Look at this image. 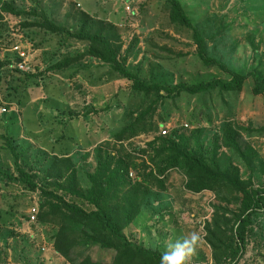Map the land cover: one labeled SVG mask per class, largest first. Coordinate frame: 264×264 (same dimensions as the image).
<instances>
[{
	"label": "rangeland",
	"instance_id": "rangeland-1",
	"mask_svg": "<svg viewBox=\"0 0 264 264\" xmlns=\"http://www.w3.org/2000/svg\"><path fill=\"white\" fill-rule=\"evenodd\" d=\"M179 1L202 35L204 54L217 59L228 71L205 67L193 31L171 23L166 0H15V5L28 12L34 2L39 3L38 12L42 10L72 29L85 22L91 32L102 33L120 47L118 59L125 68L168 89L213 78L227 81L230 71L264 76V0ZM127 5L130 10H126ZM26 18L36 19L5 14L0 22V59L16 60L11 51L15 43H21L27 57L26 69L16 71L12 64L0 69V105L7 107L0 115L1 173L17 176L7 147L6 137H10L13 140L9 143L22 153L21 161L27 162L39 185L52 161L50 157L66 155L75 165L77 187L86 188V173L95 168L97 148L111 154L130 153L134 166L130 165L129 172L134 180L143 173V166L146 172L153 170V151L148 143L160 138L161 128L167 127L168 134H181L190 147H194L197 134L199 143L212 149L213 143L221 144L223 129L231 124L240 128L237 142L243 157L221 144L217 149L220 163L237 166L243 179L251 178L254 188H264V95L253 94V77L247 78L240 91L226 92L216 86L192 95L176 90L153 112V129L119 145L114 134L155 95L145 100L130 91L127 80L94 58L80 62L88 69L74 78L53 72L40 76L48 64L66 53L83 52L87 44L37 28H20ZM19 179L8 180L0 174V264H69L52 246L57 225L40 223L37 218L28 222L32 205L39 204L41 212L42 195L39 189L25 188ZM165 179L166 191L153 187L149 193L146 206H151L144 218L147 225L142 224L148 229L146 245L153 246L157 241L166 244L170 236L161 233L176 230L185 238L195 232L201 241L189 264H215L206 241V223L213 217L214 205L227 204L233 209L237 201L207 190L185 191V177L177 169L170 170ZM132 225L126 233L138 240L141 234L131 230ZM86 252L96 260L110 261L112 256L98 246L75 248L77 256ZM222 264H264L263 211L252 219L243 252L225 258Z\"/></svg>",
	"mask_w": 264,
	"mask_h": 264
},
{
	"label": "trees",
	"instance_id": "trees-1",
	"mask_svg": "<svg viewBox=\"0 0 264 264\" xmlns=\"http://www.w3.org/2000/svg\"><path fill=\"white\" fill-rule=\"evenodd\" d=\"M166 1L169 3L171 23L193 31L197 52L205 67L216 66L228 71V68L217 59L204 54L202 35L194 27L180 1ZM39 8L40 4L34 2L31 9L25 12L24 9L15 5V0H0V22L5 14L16 17L21 15L35 17L34 20L26 18L19 27L37 28L45 34L61 35L65 39L71 37L87 44L83 52L66 53L62 55V58H57L48 64L44 72L39 74L40 76L53 72L74 78L88 69L80 62L86 58H94L109 65L119 77L127 80L130 83V91L144 96L145 100L150 95H155L156 98L144 110L136 112L135 117L114 134V139L119 145L142 131L153 129L150 120L153 112L166 97L176 93V90L178 93L186 90L192 95L211 91L216 86L226 92L240 91L247 78L253 77V94L264 95V76L256 72L230 71L231 77L227 81L213 78L208 81L199 80L188 86L179 84L171 89L160 83L147 82L137 73L125 68L118 59L120 47L112 44L102 33L91 32L85 22L72 29L66 23L54 20L42 10L38 12ZM61 41L66 40L61 39ZM14 62L13 58L0 59V69L6 64H12L18 71ZM79 86L77 84V87ZM162 91L166 94L163 95ZM0 108H5L7 111L6 106L0 105ZM132 114L133 112H130V115ZM241 129L244 130V128ZM239 130L240 128L234 125H227L223 129L220 142L235 155L243 157L237 142ZM195 138L194 147H190L187 141H184V137L178 133L161 135L160 138L149 142L148 146L153 151L150 160L154 168L146 172L147 167L143 166V173L136 175L134 180L129 172L130 165L134 166L130 153L123 155L117 151L116 154H111L97 148L95 168L91 173H86L88 181L86 188L79 189L75 165L70 156L50 157L52 161L39 185L35 181L36 175L31 173L32 169L27 166V162L21 161L22 153L9 143L13 139L6 137L8 151L13 157L17 176L14 177L6 172H0V174L6 176L8 180L20 178L19 180L27 189L40 190L41 212L38 211L36 218L40 223L57 225L52 235V246L55 253L69 264H161L164 252L144 246L134 236L127 234L126 230L138 215L149 213L148 207L151 205L146 206V204L150 190L154 187L158 191H166L167 173L177 169L185 177V191L200 193L207 190L218 197L232 196L234 201H237L236 208L233 209L227 204L214 205L213 217L205 226L206 241L212 250L213 260L215 264H222L225 258H235L238 253L243 252L246 233L253 217L258 212H264V188H254L251 178L243 179L237 166H222L217 153L221 144L213 143L212 149H205L199 143L197 134ZM156 143H158L157 147ZM79 245H84L86 248L98 246L112 254L111 260H96L87 252L77 256L75 248Z\"/></svg>",
	"mask_w": 264,
	"mask_h": 264
},
{
	"label": "clouds",
	"instance_id": "clouds-1",
	"mask_svg": "<svg viewBox=\"0 0 264 264\" xmlns=\"http://www.w3.org/2000/svg\"><path fill=\"white\" fill-rule=\"evenodd\" d=\"M201 237L192 233L190 237L177 240L168 246V250L161 257V264H189L196 255Z\"/></svg>",
	"mask_w": 264,
	"mask_h": 264
},
{
	"label": "crops",
	"instance_id": "crops-1",
	"mask_svg": "<svg viewBox=\"0 0 264 264\" xmlns=\"http://www.w3.org/2000/svg\"><path fill=\"white\" fill-rule=\"evenodd\" d=\"M145 214L146 213H141L140 215H138L135 219H134V221L131 223V225L133 226L132 228H131V230H133L134 232H139L140 234H141V236L140 237H138V241L140 242V243H142L144 246H146V247H150V248H155V249H158V250H160L161 252H165V251H167L168 250V246L169 245H171V244H173L174 242H176L177 240H179V239H182V238H184V235L182 234V233H180L179 231H176V230H173V231H171V232H166V233H161V235H163V234H167V235H169L170 237H169V240H168V242L166 243V244H164V245H162V243L161 244H159L158 243V241L156 242V243H153V246H147L146 244H147V241H145V238H147V236H148V229L147 228H145V229H143L142 228V224L144 225V224H146L147 225V223H146V221H145ZM145 225V226H146ZM142 230H144V231H142ZM143 234V235H142ZM155 242V241H154ZM159 244V245H158Z\"/></svg>",
	"mask_w": 264,
	"mask_h": 264
},
{
	"label": "built area",
	"instance_id": "built-area-1",
	"mask_svg": "<svg viewBox=\"0 0 264 264\" xmlns=\"http://www.w3.org/2000/svg\"><path fill=\"white\" fill-rule=\"evenodd\" d=\"M126 10H130L129 5L126 6ZM11 51L16 54L17 57L15 59L20 60V62H14L16 64V66L20 69H26V67H27L26 51H25V48L21 45V43H15L11 47ZM5 111H6L5 108L0 109V113H3ZM184 126L187 127V124H185ZM160 132H161V135H163V136L167 135L168 134L167 127L161 128ZM130 176H132V173H130ZM38 210H39L38 204H34L29 208V210H28V216H29L28 222L29 223H33L36 221V216L38 214Z\"/></svg>",
	"mask_w": 264,
	"mask_h": 264
},
{
	"label": "water",
	"instance_id": "water-1",
	"mask_svg": "<svg viewBox=\"0 0 264 264\" xmlns=\"http://www.w3.org/2000/svg\"><path fill=\"white\" fill-rule=\"evenodd\" d=\"M15 62H20V60H15Z\"/></svg>",
	"mask_w": 264,
	"mask_h": 264
}]
</instances>
